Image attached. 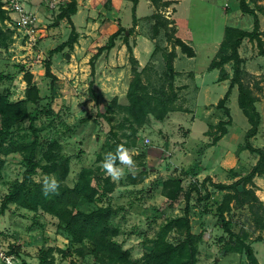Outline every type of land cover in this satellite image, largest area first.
I'll list each match as a JSON object with an SVG mask.
<instances>
[{"label":"rangeland","instance_id":"374dc122","mask_svg":"<svg viewBox=\"0 0 264 264\" xmlns=\"http://www.w3.org/2000/svg\"><path fill=\"white\" fill-rule=\"evenodd\" d=\"M64 1L67 2V0ZM258 1L264 7V0ZM249 2L252 7L255 6L251 0ZM225 6H228L230 15L228 18L225 15ZM48 8L50 7L48 6ZM60 8L61 6L52 10L51 16L47 17L48 23L44 21L47 27L43 29L46 31H39L40 36L34 45H31L24 30L17 29V27L11 28L6 23V14L4 15L0 11V29L4 32L3 36L5 37L4 44L0 47V75L10 74L12 76L10 79H0V92L7 93L11 101L24 99L28 87L24 73L25 71L33 73V80L38 86L40 98L35 102H28L25 108L32 116L36 117L35 125L39 129L40 136L38 159L41 164L47 163V160L43 158L44 148H50L54 153L59 152L64 156H71L69 172L63 182L69 186L76 183L84 168L92 169V179H101L104 183L106 177L101 163L106 154L105 143L109 140L110 143H113L115 138L121 137L124 142L131 144L127 148L135 149L136 177L133 178L126 166H121L124 168L125 176L115 182L116 186L112 192L101 195L94 202L82 199L75 210L91 211L101 206L111 205L116 209L112 224L120 228L116 240L122 243L125 248L132 250L133 259H138L150 249L144 240L146 237L154 236L158 225L184 214L187 204L184 193L178 200L170 202L162 195L163 181L170 176H180L185 189H188L192 183H195V177L186 175L184 170L181 171L180 167L172 164L169 151H173L174 146L181 145L179 141L171 145L166 144L169 149L156 148L160 132L153 125V122H156L153 115H150L147 122L141 126L131 124L132 119L125 108L129 105L127 91L133 77L131 69L130 74L120 75L117 81L110 85L109 78L98 81L95 72L86 74L87 71L83 65L82 67L79 65V68L66 66L73 58L72 53L77 44L81 46L82 43L91 41L88 39V35L91 33L78 32L76 29L78 40L73 45H67L63 50L51 54L52 49L68 40L72 29L67 18L62 19V24L61 20H58ZM142 12H144L143 9ZM239 13L241 10L238 0H185L179 5L176 15L178 25L176 32L178 33L175 35L194 47L197 52L194 61L187 60V56L183 58L184 67H191L194 70L206 68L209 62L215 58V51L224 39L225 23L243 29H247L248 24L253 23L252 15L245 14L244 18L240 19ZM258 14L261 21H264V8L261 11L258 10ZM121 16L123 23L130 24L132 20L131 8L125 7ZM152 20H154L152 15L147 17V22L143 24L142 31H140V33L158 39L155 62H151L144 68L143 81L153 95L171 100L169 106L175 108L177 105L175 102L181 96H178V92L175 91L172 76L167 70L166 62L170 51L168 46H164L171 44L167 40L164 28H160L158 34L155 33ZM38 23L42 26L41 20ZM93 35H97V38H92V44L103 41V37H99L98 33H93ZM109 36L110 34L104 39L106 42ZM134 37L135 34L129 37L130 43L135 42ZM118 39L123 38L121 36ZM171 47L173 49L172 45ZM249 50L243 49V54L251 58ZM66 53L70 54V58L66 57ZM49 56L51 70L55 75L54 79L45 75V62ZM76 59L81 60L80 54L76 56ZM256 61L255 58H252V61L244 68L250 71L264 70V62L261 64ZM229 64L231 65L229 68H232V63ZM258 77L262 79L247 77L245 83L261 87V90H255L261 101V98H264V73ZM106 83L107 85H104ZM98 84L108 86V88L104 87L101 90L102 93H99ZM91 87L97 95L98 101L93 98ZM174 94L177 97L173 98ZM114 98L117 100L115 101ZM181 103L180 108L184 105L182 101ZM263 111L264 109L259 107L261 134L256 139L258 146L264 144ZM195 114L201 117L202 111L198 110ZM231 114L234 120L233 133L236 134L239 129L245 130L250 127L247 116L239 106L238 94L232 101ZM191 115L193 114H187L182 119L189 118ZM202 124L203 121H200L198 126L201 127ZM29 125L30 118L19 119L16 129L21 132L24 129L29 131L27 130ZM239 135V139L237 136H233L230 140L223 141L220 147L230 146L235 150L237 145L243 141L241 133ZM193 136L195 141L199 140L200 135L197 132ZM146 138H150L151 143L144 142ZM29 139H32V135ZM54 142H58L59 146H55ZM205 146L195 145L192 150L199 153V149L204 150ZM189 152L190 154L186 156L185 160L181 158L175 163L180 165L185 162L187 164L191 161L194 162L196 152L191 150ZM0 157L3 159V165L0 166V251L13 255L18 264H40L43 251L49 249H52L53 264H99L93 255L86 253L87 249L84 247L87 242L77 246L72 245L58 217L42 209L30 210L16 204H10L8 209L1 213V204L5 195L9 192L14 181L23 179L26 164L20 152L0 155ZM232 171H229L231 175ZM143 174L146 175L144 179ZM45 176H55L57 179L55 172H50L48 175L41 168L37 169L33 179L42 182ZM205 178L203 174L198 176V183L201 184ZM132 181H136V183H132ZM200 188V191L192 193L189 201L192 232L201 234L198 264H215V262L218 264H247L245 253H224L223 247L228 239V234L218 224L216 212L225 191L218 190L209 182L206 186L200 185ZM154 214L159 215L155 220H153ZM225 216L232 221L234 230L239 232L253 247L260 264H264V229L259 230L254 226L248 207L231 208L225 213ZM181 238L183 235L180 230L173 229L168 234V240L172 243ZM82 249L83 251H81ZM0 264H6L1 256Z\"/></svg>","mask_w":264,"mask_h":264},{"label":"trees","instance_id":"16d2710c","mask_svg":"<svg viewBox=\"0 0 264 264\" xmlns=\"http://www.w3.org/2000/svg\"><path fill=\"white\" fill-rule=\"evenodd\" d=\"M133 1V21L137 24L136 8L139 0ZM255 6L252 7L248 0H239V8L243 13L250 14L254 19V27L251 31L240 29L237 27L227 26L225 28V36L222 40L216 57L211 61L210 68H218L221 71L220 80L230 78L225 65L232 63L233 76L230 78V87L225 96L219 101L218 107L225 108L228 116L230 110L226 104L232 93V89L238 86L239 97L238 102L240 108L247 116L250 129L245 134L244 143L239 147L248 149L252 153H257L259 159L255 166L245 175H242L232 183L213 182L211 177H206L201 184L198 179L192 183L188 189L183 185L182 177L170 176L162 184V195L170 202L178 200L184 193L186 207L184 214L166 220L158 225L153 237H146L144 243L150 246V249L143 253L138 259H133L132 250L125 248L122 243L116 240L119 235L120 228L112 224V218L116 213L111 205L101 206L91 211L76 209L80 200L85 199L88 202H94L98 197L115 189V183L106 178L102 183L101 179H92L93 170L84 168L79 174V178L73 186L64 184L66 176L69 172V161L71 156L61 155L59 152L54 153L50 148L43 149V158L47 160L46 164H41L38 159V151L40 147L39 129L35 125L36 117L32 116L25 108L28 102H35L39 97V89L33 80V73L25 71L24 79L27 82L26 97L18 101H11L9 95L0 92V155H7L13 152H20L26 169L22 180H16L12 184L9 192L5 195L1 204V213L8 209L10 204H16L30 210L42 209L59 218L62 228L68 234L72 245H80L87 242L84 247L86 253L93 255L95 261L99 264H198L199 243L201 234L192 232L190 221L189 201L194 191H200V185L206 186L209 182L213 187L220 191H225L221 203L217 206L216 216L218 224L228 234V239L224 243V253H245L247 264H260L253 247L244 239V237L234 230L232 221L225 216V213L234 207L247 206L252 216L254 226L264 229V201L256 192V184L254 178L257 175L264 174V147H255L251 143V138L257 135L261 125V114L256 106L258 95L256 89L261 90L259 85L250 86L245 83V78L257 77L249 73L244 68V58L241 57L239 48L245 39L254 42L258 54L264 56V31L261 30V21L258 10L264 7L260 5L258 0H251ZM158 12L152 15L154 19L155 33L158 34L160 28H164L167 34V40L173 46V49L167 56V70L171 74L174 73L173 59L176 56V47L179 46L181 51L189 57L195 56V51L191 45L180 37L175 35V21L167 18L159 11L161 7H168L171 2L163 0H151ZM58 20L67 18L72 25L71 33L67 41L61 43L50 52H59L67 45H73L78 40V33L72 21V15L77 12V0H69L61 5ZM0 11L6 14L0 6ZM7 19V15H5ZM128 32V33H127ZM134 33V28H119L112 33L105 45L100 47L90 60L92 73L94 72V60L104 51L114 47L116 40L122 36L129 52V62L133 77L129 83L127 98L129 105L125 106L132 119L131 124L141 126L145 124L150 115L157 120H163L167 114L172 111L170 105L171 100L163 99L153 95L148 89L147 84L143 81L142 72L138 59L134 56L132 45L129 37ZM4 32L0 29V47L4 44ZM45 75L55 78L51 70V59L45 62ZM10 74L0 75V79H10ZM262 79L261 77L259 80ZM258 80V79H257ZM258 83V82H257ZM259 84V83H258ZM93 98L98 101L97 95L92 91ZM177 97L174 94L173 98ZM116 101L117 98H114ZM30 118V125L27 127L29 131L24 129L23 132L16 129L19 119ZM130 119V120H131ZM228 121H220L218 128L223 134L226 129L225 125ZM136 132V129H134ZM32 135V139H29ZM116 136V133H115ZM219 137H215L217 140ZM123 143L126 147L131 144L124 142L121 137L115 138L113 143L110 140L104 145L107 152H114L118 145ZM55 146H59L58 142ZM100 156V155H99ZM3 165V159L0 157V166ZM41 168L44 173L50 174L55 172L57 180L60 181L61 187L58 194L44 197L41 192L42 182L33 179L37 173V169ZM233 170V169H232ZM231 170V171H232ZM234 174L235 172L232 171ZM186 175H197V171L193 167L185 170ZM143 179L145 174H143ZM95 180V181H93ZM136 183V181H132ZM207 210V209H206ZM209 212V211H207ZM153 214V213H152ZM158 214L153 215V220ZM159 216V215H158ZM155 222V221H154ZM176 229L182 232L183 238L172 243L168 240V234L171 230ZM83 251V249L81 250ZM52 249L43 251L40 264H53ZM215 264H218L215 262Z\"/></svg>","mask_w":264,"mask_h":264},{"label":"crops","instance_id":"0c3cea01","mask_svg":"<svg viewBox=\"0 0 264 264\" xmlns=\"http://www.w3.org/2000/svg\"><path fill=\"white\" fill-rule=\"evenodd\" d=\"M68 1L69 0H67V2ZM163 1H170L171 4L168 7H161L159 11L167 18L175 21V27L178 31L176 15L178 13L179 5H181L185 0ZM28 6L33 12L36 13L38 20H41L42 22V26H40V23H38V27L40 26V32L46 31V29L44 30L43 28L47 27L46 23L49 22L47 17H50L53 11L48 8L44 0H28ZM125 7L131 8L132 20L130 24L123 23L122 20L121 15ZM142 9L144 12H142ZM224 10L226 12L225 15H227L228 18L230 16L228 13V6H225ZM156 12H158V10L153 5L151 0H139L136 8L137 24L135 26L133 21L132 0H77V12L72 15V21L78 32L91 33V35H88V39L91 41H88L85 44L82 43L81 46L80 44H77L74 52L72 53L73 58L69 60L66 66H74L75 68H79V65L81 67L83 65L87 71L86 74L92 72L90 59L100 47L107 43L104 39L108 36V34L111 35L119 28H134V33L131 36H134L135 34V42L131 43V45L134 56L139 61L140 70L144 69L151 62H155V52L157 50L158 39L156 37H151L140 33V31H142L143 24L147 22V17L153 15ZM245 14L246 13L241 11V13H239L240 19L244 18ZM44 21H46V23H44ZM62 22L63 20H61L60 23L62 24ZM152 23L154 24V20H152ZM261 23V30L264 31V21L262 20ZM227 26L230 25L225 23V28ZM231 27L240 28L238 26ZM253 27L254 20L253 23L248 24V28L244 30L251 31ZM93 33H98L99 37H103V41L92 44V40L97 38V35H93ZM164 46H168L169 51H171V45L166 44ZM246 48L248 50L250 49L249 51L251 58L243 54V49L246 50ZM255 48H257L255 43L249 41L248 39H245L241 44L239 52L241 57H243L245 60L244 67L248 65L250 61H252V58H255L257 63L263 64L264 56L259 55L257 49ZM218 49L215 51V57L217 55ZM175 51L176 56L173 59L174 73L172 75V79L173 85L175 86V91L178 92V96H181V98L175 102V104H177L176 107L170 111L163 120L155 119L156 122H153L154 127H157L155 129L160 132V136L156 141L158 144L156 148L165 150L168 148L166 144L171 145L179 141L181 145L176 147L174 146V149H172L173 151H169V154L172 157V164H174V166L180 167L181 171H185L189 167H193L197 171V175L192 176L190 174V176L195 177V179L203 174L205 177H211L213 182L221 181L222 183H232L242 175L247 174L253 168V166L256 165L259 155L257 153H252L248 149H241L239 147L244 143L245 134L250 129L251 124L250 127L245 128V130L239 129L236 134L232 132L234 129V120L231 114V105L237 94L239 97L238 86H235L232 89V93L226 104V107H228L230 110V116L227 115L225 108L218 107L219 101L225 96L230 87V78L233 76V70L232 68H229L231 65L229 63L225 65L230 78L220 80V69L210 68V63L212 60L204 70H194L191 67H184L182 64L183 58L187 55L181 51L179 46L176 47ZM194 51L195 56H187V60H196L197 52L195 49ZM78 54L81 56L80 61L76 59ZM130 69L129 52L123 39L116 40L114 47H112L110 50H104L94 60V72L95 76H97V80L104 81L106 78H109L110 85H112L114 81H117L120 75L126 73L127 75L128 73L130 74ZM247 71L255 75L257 79L260 78L258 76H261L264 73V70ZM104 85H107V83ZM104 85L98 84L99 93H102L101 90L104 89V87L108 88V86ZM261 99V101L258 100L256 103L258 110L259 107L264 109V98ZM181 101L184 105L180 108ZM198 110L202 111L201 117H198L195 114V112ZM190 113L193 114L191 117H189L190 119H182ZM262 113L264 114V111ZM228 120L231 121L225 125L226 131L221 134L218 124L220 121ZM200 121H203V126L201 127L198 126ZM195 132L200 135L198 141L193 139ZM240 133L243 136V141L237 145L235 150L230 146H227L226 148L220 147L223 141L230 140L233 136H237L239 139ZM259 134H261L260 128L257 135L251 138L250 141L255 147H264V144L261 146L256 145V139L258 138ZM215 137L219 138L215 140ZM195 145H200V147L202 145L206 146L204 150L199 149V153H197L196 150H192L193 146ZM189 150L196 152V159L194 162L191 161L189 164H187L184 161L185 163L180 165L175 163V161L181 158L185 160L186 156L190 154ZM232 169L235 174L233 173L231 175L229 171ZM254 182L256 184V192L261 197V199L264 200V174L257 175L254 178Z\"/></svg>","mask_w":264,"mask_h":264},{"label":"built area","instance_id":"2783aa9c","mask_svg":"<svg viewBox=\"0 0 264 264\" xmlns=\"http://www.w3.org/2000/svg\"><path fill=\"white\" fill-rule=\"evenodd\" d=\"M51 10L58 9L64 0H44ZM1 9L6 13V23L11 27L24 30L31 45L36 44L40 28H38V17L28 6V0H0ZM146 143H151L150 138L144 139ZM0 256L6 264H18L13 255L0 251Z\"/></svg>","mask_w":264,"mask_h":264},{"label":"clouds","instance_id":"9594fccd","mask_svg":"<svg viewBox=\"0 0 264 264\" xmlns=\"http://www.w3.org/2000/svg\"><path fill=\"white\" fill-rule=\"evenodd\" d=\"M135 149L127 148L123 143L117 146L114 152H107L101 163V168L106 178L112 182H118L124 178V168L126 166L133 178L137 175V165L134 159ZM61 187L60 181L55 176H45L42 181L41 192L44 197L56 195Z\"/></svg>","mask_w":264,"mask_h":264},{"label":"water","instance_id":"95a60500","mask_svg":"<svg viewBox=\"0 0 264 264\" xmlns=\"http://www.w3.org/2000/svg\"><path fill=\"white\" fill-rule=\"evenodd\" d=\"M66 57H67V58H70V54H69V53H66Z\"/></svg>","mask_w":264,"mask_h":264}]
</instances>
